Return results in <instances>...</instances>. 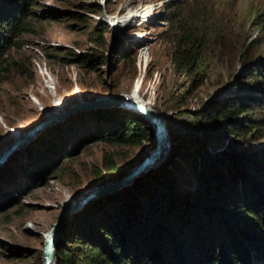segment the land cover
Segmentation results:
<instances>
[{"label":"rangeland","instance_id":"rangeland-1","mask_svg":"<svg viewBox=\"0 0 264 264\" xmlns=\"http://www.w3.org/2000/svg\"><path fill=\"white\" fill-rule=\"evenodd\" d=\"M108 1L38 0L34 3L33 12L24 21L29 28L9 38L10 42H19L20 46L12 45L4 49L3 59H13L23 68L28 67L32 78L17 69L9 72V79L0 86V163L4 154L15 148L18 138L30 136L32 139L9 154L0 165V168L4 166L0 187L5 190L17 186L19 190V197H15L18 204L9 203L0 209V264H43L44 243L64 207L75 203L83 193L92 194L100 188L104 193H97L100 197L93 198L92 202L115 197L148 169L156 170L166 165L171 150L169 134L184 132L193 118V112L199 111L203 103L243 95L264 99V87L252 84L250 73L245 74L244 84L234 86L229 80L233 67L221 56L224 48H227L224 43L209 41L211 52L203 69L204 81L197 89L191 85L197 82L192 81L193 75L185 77L179 72L180 68L175 63L179 58L174 55V34L183 25L190 32L201 33L196 32L195 23L191 22L197 17L196 9H191L196 2L199 5L204 0H110L113 4L110 15L105 11L96 15L88 9L91 4H99L104 9ZM229 1L235 7L227 4ZM210 2L212 9L203 15L204 18L218 25L219 21L223 22V18L218 16L219 12L228 8L231 12H237L235 27H247L249 42L262 37L264 28L260 27V23L263 22L264 0ZM209 4V1L203 4L207 12ZM169 10L173 12L172 20L177 25L175 29H171L167 21ZM117 21L123 22L118 26ZM99 24L108 25L110 30L105 35L104 51L93 41V27ZM206 30H210V27ZM118 48L136 52L134 56L120 61L114 52ZM97 52H104L106 63L96 69L75 61L86 53ZM258 52L262 58L255 59L253 63L264 64V43ZM252 53L254 55V51ZM234 68L236 74L240 72V62ZM135 93L165 119L164 133L168 141L167 150L155 162L130 178V174L147 160L156 147L152 127L153 143L146 141L134 147H120L103 140L92 142L93 139L83 144L79 142L81 136L84 139L94 131L93 111L116 108L109 104H113L117 96L132 100ZM108 97L115 100L108 101ZM59 113H64V116L53 125L35 129L42 121ZM80 116L88 120L72 122V119ZM53 129L57 135L53 132L48 137L54 135L52 139L58 146L65 145L62 140H66V134L73 135L64 146L72 151V157L60 160L58 168L48 179L41 183L33 182L26 172L32 165L35 167L41 157L38 149L42 150L46 145L42 140V146L34 148L33 142ZM58 131L64 132L63 136ZM225 145L219 150H223ZM253 145L257 147L255 150L263 146L264 137ZM244 146L245 143L239 144L236 149H243L244 153L255 151L247 149L248 146L244 149ZM22 151L20 158L17 155ZM110 151L120 154L112 159L117 168L125 170L121 181L111 180L104 172V157ZM183 170L179 168L178 172ZM100 172L104 174L103 181L97 180ZM85 207L75 212L61 230L66 229L71 218L82 213ZM18 208L21 214L16 213ZM8 214L9 218H6Z\"/></svg>","mask_w":264,"mask_h":264},{"label":"trees","instance_id":"trees-1","mask_svg":"<svg viewBox=\"0 0 264 264\" xmlns=\"http://www.w3.org/2000/svg\"><path fill=\"white\" fill-rule=\"evenodd\" d=\"M36 1L0 0V86L9 79V72L17 69L32 78L28 67L3 59V52L12 45L20 46L9 38L29 28L24 21ZM207 1L208 12L203 6ZM210 1L196 2L191 9L197 12L191 22L201 33L190 32L182 24L174 34L179 72L185 77L193 75L192 81L197 82L191 85L197 89L204 81L203 69L211 52L209 41H215L226 44L222 54L217 53L233 67L229 80L234 86L244 84L245 74L250 73L252 84L264 87V64L253 63L262 58L258 51L264 43V31L262 37L249 42L247 27L236 28L237 12L228 8L219 12L223 22L218 25L204 18L212 9ZM227 4L234 6L231 1ZM112 5L109 0L104 9L99 4H91L88 9L96 15L104 11L110 15ZM172 15L169 10L167 21L175 29ZM261 18L260 27L264 28V14ZM92 32L93 41L104 51L108 25H96ZM243 51L246 53L241 56ZM114 52L124 61L136 51L118 48ZM75 61L96 69L106 63V57L104 52L86 53ZM239 62L242 69L236 74L234 65ZM91 115L94 131L84 139L81 136L79 144L93 139L134 147L153 140L151 125L139 113L111 108ZM192 115L184 132L169 134L171 150L166 165L148 170L115 197L91 202L71 218L57 241L56 264H264V145L257 150L253 145L264 137V99L243 95L208 101ZM87 120L80 116L72 122ZM55 129L33 142L34 148L42 140L46 144L45 150L38 149L41 157L35 167L26 172L33 182L48 179L60 160L72 157V151L64 146L73 135L66 134V140H62L65 145L58 146L52 139L57 135ZM58 132L63 136L64 132ZM244 143V149L248 146L255 151L236 149ZM223 144L225 148L219 150ZM22 154L17 156L22 158ZM119 156L118 151H110L104 157V172L114 181H121L125 175L112 159ZM179 168L185 170L178 172ZM0 169L1 181L4 166ZM103 175L100 172L97 180L103 181ZM18 191L17 186L5 190L0 187V209L9 203L17 205ZM19 210L16 213L21 214Z\"/></svg>","mask_w":264,"mask_h":264},{"label":"water","instance_id":"water-1","mask_svg":"<svg viewBox=\"0 0 264 264\" xmlns=\"http://www.w3.org/2000/svg\"><path fill=\"white\" fill-rule=\"evenodd\" d=\"M108 101L115 100L113 98L108 97ZM113 102V101H112ZM110 106H115L116 108L119 106L122 109H129L131 111H134L136 113H139L143 118H145L151 127L153 128L156 136V147L155 149L150 153V156L143 162L140 167L136 168L131 174L130 178H133L136 174L141 173L145 168H147L148 165H151L153 162L157 160V157L159 155V150L161 149V145L163 140H165V143L168 141V137L164 133V125L163 121L159 116L152 110H149L145 108V106L138 104L134 101H131L127 98L117 96V99L113 104H109ZM113 108V107H112ZM48 123L52 122L54 119L48 118L46 119ZM38 126V127H37ZM36 130L42 127V125H37ZM35 130L32 132L34 133ZM30 133V135L32 134ZM15 145V144H14ZM22 147V146H20ZM156 158V160H155ZM3 162V161H2ZM1 162V164H2ZM0 164V165H1ZM127 182V181H126ZM107 187V186H106ZM103 190V189H102ZM95 194V195H94ZM101 195V194H100ZM96 197V192L92 194L83 193L76 202H72L68 204L64 209L62 210L61 214L58 216V219L53 226V229L51 231L50 236L47 238V240L44 243V247L42 250V260L43 264H56V243L59 240L60 233L62 226L69 220V218L77 211H79L81 208L85 207L90 203V200H94L93 198ZM91 201V202H92Z\"/></svg>","mask_w":264,"mask_h":264},{"label":"bare ground","instance_id":"bare-ground-1","mask_svg":"<svg viewBox=\"0 0 264 264\" xmlns=\"http://www.w3.org/2000/svg\"><path fill=\"white\" fill-rule=\"evenodd\" d=\"M118 22V21H117ZM122 22L123 21H119L118 23H116V24H118V26H120L121 24H122ZM126 22V21H125ZM127 99H129V98H127ZM132 100L131 101H134V102H136V103H138V104H141V105H143V106H145V108H147V109H149V110H152V111H154L153 109H152V107L151 106H149L148 104H145L143 101H142V99L139 97V94L138 93H135V94H133V96H132V98H131ZM130 100V99H129ZM156 113V112H155ZM158 116H159V118H161V120L164 122V120L165 119H163V117L161 116V115H159L158 113H156ZM64 116V113H59V114H56V115H54V116H52L51 118L52 119H54L52 122H50V123H48L47 122V120L45 119L44 121H42L40 124L42 125V127H43V129H45L46 127H49V125H53L56 121H58V120H60L61 119V117H63ZM19 140H16V142H15V148L13 149H11V151H9L8 153H6V154H4V158H3V163L5 162V160L9 157V154H11L14 150H16V149H18V147H20V146H24V145H26V144H28L29 143V141H31V137L30 136H27V138H22V139H20V138H18ZM167 143V142H166ZM166 143H165V140H163V142H162V145H161V149L159 150V155H158V157L160 156V155H162V153H163V151L164 150H167L166 148H167V145H166ZM12 146H14V145H12ZM158 157H157V159H158ZM155 160H156V158H155ZM1 164V163H0ZM149 170V169H148ZM144 173H142V175H143ZM100 193L101 195L104 193V191L100 188V189H98L97 191H96V198H94V199H97L98 197H100V195H98V194ZM95 195V194H94ZM92 200H90V202H91ZM61 232H62V230H61ZM61 234V233H60Z\"/></svg>","mask_w":264,"mask_h":264}]
</instances>
